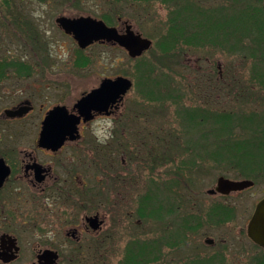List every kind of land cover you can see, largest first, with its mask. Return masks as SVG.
<instances>
[{
  "label": "rangeland",
  "instance_id": "rangeland-1",
  "mask_svg": "<svg viewBox=\"0 0 264 264\" xmlns=\"http://www.w3.org/2000/svg\"><path fill=\"white\" fill-rule=\"evenodd\" d=\"M76 1L0 0V63L9 64L2 68L7 79L0 83L1 112L22 98H30L33 105L42 102L39 90L34 87L47 77L75 76L77 80L83 76L94 81L97 76L111 75L133 83L119 108L120 123L116 126L120 146L117 149L125 153L127 161L124 168L117 161L119 173L124 172L115 181L117 187L120 185L121 195L113 206L104 208L105 232L110 229L113 235L114 224L118 226L119 243L100 244L98 258L87 255L70 261L61 256L59 264H125L131 255L135 264H201L203 255L210 253L216 257L215 253L221 249L205 247L203 240L207 237L227 242L226 251L230 253L227 264H258L249 261L245 254L260 252L249 242L246 225L254 206L264 197V158L251 143L254 141L257 146L264 142V51L233 44L230 50L214 52V66L207 68L203 61L196 65L191 56H212L211 52L203 48L182 51L179 41H169L172 24L157 2L144 14L134 9L132 3L122 13L143 36L152 39L151 49L131 61L122 51L93 47L82 53L89 62L78 67L77 46L60 33L55 18L60 14L101 16L106 13H102L104 5L116 2L117 6L121 2L82 0L75 5ZM67 4L77 8H69ZM121 4L129 6L131 2L123 0ZM236 26L239 31L232 30V43H246L244 31L257 42L262 32L257 27L264 29V13L254 12L249 25L242 18ZM184 54L188 55L187 61H183ZM20 64L25 66L23 71L16 70ZM77 94H69L64 102L69 103L72 95ZM44 103L48 106L57 103L54 92ZM226 113L235 116L234 122H241L230 125L229 138L223 133L226 125L216 123V116ZM191 116L196 123H190ZM238 117L241 119L237 120ZM29 123L35 124L36 119L28 116L20 125L14 123L16 126L6 123L4 138L18 142V147ZM101 127L92 129L90 138L107 134ZM144 132L151 135L146 142L147 153L143 152L144 147L130 144L134 134L142 137ZM33 134L31 131L30 139ZM119 157L121 162V153ZM219 176L253 180L254 185L228 197L208 194ZM107 183V187L113 186L111 180ZM229 206L234 208L233 218L224 214L223 210ZM216 208L220 212L212 216ZM128 236L137 242L125 244ZM146 242L152 244L158 259H149L146 245L150 244ZM126 248H131L132 254ZM22 263L20 260L15 264Z\"/></svg>",
  "mask_w": 264,
  "mask_h": 264
},
{
  "label": "flooded vegetation",
  "instance_id": "flooded-vegetation-1",
  "mask_svg": "<svg viewBox=\"0 0 264 264\" xmlns=\"http://www.w3.org/2000/svg\"><path fill=\"white\" fill-rule=\"evenodd\" d=\"M117 1L122 3L123 0ZM124 1H129L131 4L125 6L120 3L116 6L115 2L113 5H104L102 13L104 11L106 13L101 16L60 14L61 16L55 18L54 22L60 33L77 46L76 50L80 57L75 64H80L78 67H83L89 62L82 53L98 46L122 51L131 61L137 58L129 57L127 50L114 40L101 39L81 48L73 35L62 29L57 21L58 18L66 17L72 20L88 17L102 21L107 27L113 28L116 35L120 37L132 33L149 39L151 44L138 57L140 59L151 49L153 41L143 36L141 31L123 15L122 12L128 11L132 3L134 9L144 14L148 12L152 3L157 2L166 11L165 16L172 24L169 41L172 43L179 41V49L182 48V51L203 48L211 52L212 56H191L190 60L196 65L203 61L207 68L214 66V52L230 50L229 47L233 44L243 49L264 51V41H262L264 29H260V26L257 30L262 32L257 42H253L246 31L243 36L246 43H232L230 39L232 30L238 33L239 28L236 25L241 24L242 18L246 19L249 25L254 12L264 13L263 0L260 4L259 0H207L206 3H203L204 0L201 3L195 0ZM137 1L143 6H138L135 3ZM81 2L82 0H77L75 5ZM67 5L69 8H77L73 4ZM183 56V61H187L188 55ZM216 67L221 73L219 63ZM118 78L120 76L101 75L94 81H87L83 76L77 80H74L75 76L63 77V79L47 77L34 87L39 90L38 97L42 102H35L33 105L30 98H22L19 102L0 111V264H15L20 260L23 261L22 264H48L44 256L48 251L55 252L57 255L53 264H59L63 257H67L70 261L82 259L87 255V257L98 258L100 244L108 241L119 243L120 235H116L119 231L118 226L114 224L113 235L109 233L110 229L105 232L107 218L104 208L113 206L121 195L120 185L117 187L115 181L117 176L124 172L119 173L117 164L121 163L124 168L127 161L124 159L125 153L117 149L120 146L116 137L118 131L116 126L120 123L119 108L133 83L128 79V90L119 96L118 88L113 86V82ZM5 79L7 77L1 75L0 83ZM95 90H98L97 100L87 101L79 107V101ZM52 92L57 98V103L45 105L44 101L49 99ZM73 92H78L77 96L72 95L69 103L64 102ZM56 108L62 109L60 114L69 116L67 120L73 122V128L72 124L69 125L60 120L48 126L50 130L58 133L69 131L58 145L53 139L41 138L44 121ZM4 111L18 114L8 117ZM28 116H31L33 121L36 119V123L27 124L23 139L17 147L18 142L4 138L6 123L20 125ZM28 125L33 126L32 129H29ZM98 125H101V129L107 134L90 138L93 134L91 130ZM31 131L34 132L32 139H30ZM135 137L139 138L138 141ZM150 138L151 135L146 132L142 137L134 134L130 144L134 142L132 147H144L143 152L147 153L146 142L148 143ZM110 180L113 186L107 187V182ZM130 215H127L128 219ZM193 223L195 224V221ZM128 237L124 240L125 244L133 245L137 242L134 237ZM248 240L260 252L256 254L246 252V257L249 256V261L255 260L258 264H264L263 247ZM146 243L150 244V242ZM226 244L224 240L217 242L213 238H205L203 240L205 247L220 246L221 249L215 253L216 257H212L213 254L210 253L203 255L201 264H212L213 260L219 264L220 262L227 264L226 260L230 257V253L226 251ZM146 248L149 249L150 245H146ZM236 258L241 259V256L236 254Z\"/></svg>",
  "mask_w": 264,
  "mask_h": 264
},
{
  "label": "water",
  "instance_id": "water-1",
  "mask_svg": "<svg viewBox=\"0 0 264 264\" xmlns=\"http://www.w3.org/2000/svg\"><path fill=\"white\" fill-rule=\"evenodd\" d=\"M57 21L62 26V29H64V31L73 35L74 39L77 41L78 45L81 48L88 46L93 41L101 39H105L107 41L114 40L117 41L122 47H124L131 57H136L142 54V52L146 50L151 44L148 39H143L139 35H133L132 33H129V35L127 36L120 37L116 35L113 28L107 27L102 21L94 20L88 17L72 20L66 17H60ZM113 86H116L118 88L117 94H119L120 96L128 90L129 82L124 78H118L113 82ZM97 94L98 90H95L87 97L80 100L78 104L79 107L83 106V104L87 101H96ZM60 113H62V109L60 108L52 110L46 117L44 121V127L41 132L42 139H53L54 141H56L57 145L60 144V142L64 139L65 134L69 133V131L58 133L50 130L48 126L56 123V120H60L65 123H69V125L72 124L73 128V122L67 120L69 116H64ZM6 114L8 116H13L18 113L6 111ZM252 185L253 182L250 180L233 181L224 177H219L216 181L215 191L221 194H229L233 191H239L245 188H249ZM215 191L212 190L210 192ZM248 235L254 242L264 248V197L256 204L254 213L248 225ZM44 256H46L48 264H53L54 259L57 257L56 253L51 251H48Z\"/></svg>",
  "mask_w": 264,
  "mask_h": 264
},
{
  "label": "trees",
  "instance_id": "trees-1",
  "mask_svg": "<svg viewBox=\"0 0 264 264\" xmlns=\"http://www.w3.org/2000/svg\"><path fill=\"white\" fill-rule=\"evenodd\" d=\"M4 66H9V64L8 63H6V62H2V63H0V70H1V72L2 73H0V74H2V76H4V72H3V69L2 68H4ZM25 69V66H23L22 64H20V65H16V70H18V71H23ZM224 117H225V119H224ZM245 117H247L246 115H245ZM216 118H217V122L218 123H221V122H223V126H225L226 128L224 129V131L225 132H223V133H225L226 135H227V137L229 138L230 137V131H231V129H232V127H230V125L232 124V125H234L235 123L236 124H238V123H241V122H238V121H235L234 122V119H235V116L233 117V115L231 116V115H226V116H224V115H218V116H216ZM237 118V117H236ZM190 119V123L191 124H194V123H196V118L195 117H190L189 118ZM239 119H241V117L239 118L238 117V119L237 120H239ZM245 119V118H244ZM252 119V118H251ZM253 138H255V140H256V138L257 137H253ZM261 142V144H259V145H257V146H255L256 145V142H254V141H252L251 143H253V144H255L253 147H255V149L256 150H259L260 152V156L262 157V158H264V146H262V145H264L263 143L264 142H262V141H260ZM252 144V145H253ZM261 145V146H260ZM243 153V152H242ZM245 154H247V153H245ZM240 156H244V155H242L241 153H240ZM230 158H232V157H230ZM229 158V159H230ZM237 168H241V166H236ZM256 167H257V165H256ZM224 211V214L227 216V217H230V218H233L234 217V208H230L229 210H223ZM220 212V210L218 211V208H216L214 211H213V213H212V216L213 215H215V214H218ZM126 252H132V249L131 248H126ZM132 254V253H131ZM149 259H151V260H156V259H158V257H157V252H156V250L155 251H153V249H152V251H151V256H150V258ZM135 262H136V260L134 259V257H133V255H131L130 257H127V264H135Z\"/></svg>",
  "mask_w": 264,
  "mask_h": 264
}]
</instances>
